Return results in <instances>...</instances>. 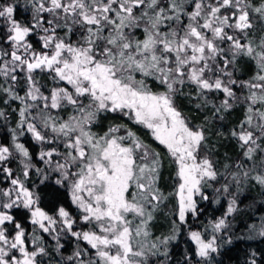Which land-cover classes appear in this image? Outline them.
Wrapping results in <instances>:
<instances>
[{
	"label": "snow or ice",
	"instance_id": "6c2138e0",
	"mask_svg": "<svg viewBox=\"0 0 264 264\" xmlns=\"http://www.w3.org/2000/svg\"><path fill=\"white\" fill-rule=\"evenodd\" d=\"M264 0H0V264H264Z\"/></svg>",
	"mask_w": 264,
	"mask_h": 264
},
{
	"label": "trees",
	"instance_id": "16d2710c",
	"mask_svg": "<svg viewBox=\"0 0 264 264\" xmlns=\"http://www.w3.org/2000/svg\"><path fill=\"white\" fill-rule=\"evenodd\" d=\"M260 247L261 248H264V243H260Z\"/></svg>",
	"mask_w": 264,
	"mask_h": 264
}]
</instances>
